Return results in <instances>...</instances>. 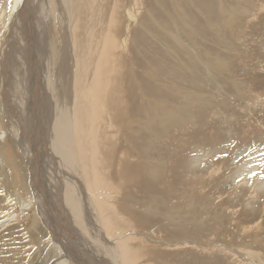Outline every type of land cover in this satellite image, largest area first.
Returning a JSON list of instances; mask_svg holds the SVG:
<instances>
[{
  "label": "rangeland",
  "instance_id": "obj_1",
  "mask_svg": "<svg viewBox=\"0 0 264 264\" xmlns=\"http://www.w3.org/2000/svg\"><path fill=\"white\" fill-rule=\"evenodd\" d=\"M122 2L125 31L131 0ZM21 8L17 0H0V52ZM134 11L122 37L132 48L128 101L136 102L129 137L132 156L148 160L158 177L148 179L137 198L147 203L123 205L133 213L132 225L139 224L131 230L148 257L124 255L127 237L106 235L117 241L113 264H249L245 251L264 257V0H144ZM17 150L15 140L0 141V158L6 159L0 165V223L11 218L0 226V264H55L62 258L58 241L36 207H20L33 197ZM174 161L178 174L172 176ZM182 247L189 248L176 252Z\"/></svg>",
  "mask_w": 264,
  "mask_h": 264
},
{
  "label": "bare ground",
  "instance_id": "obj_2",
  "mask_svg": "<svg viewBox=\"0 0 264 264\" xmlns=\"http://www.w3.org/2000/svg\"><path fill=\"white\" fill-rule=\"evenodd\" d=\"M122 1L17 0L22 8L16 11L0 52V118L6 117L7 127L0 141L17 143L33 197L30 203L22 200L20 207H36L39 220L58 241L62 258L55 264L116 263L117 241L106 235L117 233L128 240H123L124 255L134 254L135 260L148 257L132 233L138 222L132 225L133 213L123 210L128 200L141 199L148 179L158 177L156 167L148 169V160L132 156L135 146L129 137L135 133L136 102L128 101L126 67L132 48L122 37L136 18L134 8L139 10L144 0L129 2L125 31ZM63 67L67 76L72 73L69 78ZM201 155L205 158L208 153ZM5 161L0 158V165ZM176 163L172 176L178 174ZM144 202L148 200L138 203ZM255 211L256 216L259 209ZM259 226L264 229V218ZM243 255L249 264H264L260 254Z\"/></svg>",
  "mask_w": 264,
  "mask_h": 264
}]
</instances>
